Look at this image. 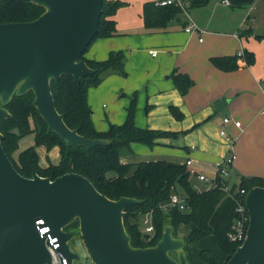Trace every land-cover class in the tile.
<instances>
[{
	"label": "crops",
	"instance_id": "obj_1",
	"mask_svg": "<svg viewBox=\"0 0 264 264\" xmlns=\"http://www.w3.org/2000/svg\"><path fill=\"white\" fill-rule=\"evenodd\" d=\"M121 1L125 5L113 17L117 35L97 39L84 55L86 59L103 61L111 51L122 50L126 57L125 77L108 74L87 92L95 128L106 131L110 124L124 123L131 97L137 93L136 125L177 135L162 138L152 147L134 143V157H124L123 161L166 160L186 165L191 159L192 164L186 165L188 170L212 177L215 163L230 150V144L220 134L226 130L237 155L231 180L234 175L238 183L241 177H264V51L258 50L264 36L254 32L252 22L256 12L244 13L239 20L234 11L227 9L232 8L230 4L221 0L197 7L191 15L190 10L186 11L181 16L185 27L174 21L166 30H149L144 26L143 6L158 0ZM258 4L257 0L253 10L261 9ZM223 5L226 13L220 12ZM190 25L194 29L187 32ZM248 28L251 34L243 35ZM150 50H157V55H151ZM245 50L255 55L251 66L238 56ZM225 56L238 57L239 67L223 71L211 62L214 57ZM174 73L187 74L193 79L194 84L185 95L176 88ZM219 101L225 102L222 111L217 109ZM225 117L240 121L242 126L225 125ZM33 144L34 138L26 143V148ZM38 152L43 167L60 160L58 147L48 151L41 146ZM190 176L198 179L196 175ZM193 186L200 191L207 189L205 183L202 189ZM189 226V231L183 232L185 225H181L178 233L189 234L194 228L192 224ZM192 246L193 260L201 264L200 251L194 253Z\"/></svg>",
	"mask_w": 264,
	"mask_h": 264
},
{
	"label": "water",
	"instance_id": "obj_2",
	"mask_svg": "<svg viewBox=\"0 0 264 264\" xmlns=\"http://www.w3.org/2000/svg\"><path fill=\"white\" fill-rule=\"evenodd\" d=\"M45 12L30 22L0 24V120L11 118L6 106L13 97L32 91L33 104L48 126L68 145L86 148L111 144L86 138L71 129L56 108L51 82L72 75L77 83L92 75L82 56L95 38L103 0H30ZM224 101L217 103V109ZM0 132V264H51L47 239L57 238L58 252L74 264L69 246L76 231L66 227L79 220L80 235L97 264H190L184 237L167 224L155 246L131 243L123 221L127 207L143 201L132 197L111 200L78 173L51 180L34 172L22 176L6 154ZM249 226L246 239L226 264H264V187L246 197ZM42 220L43 223H37ZM44 227L49 232L40 234ZM175 254L176 256L172 255Z\"/></svg>",
	"mask_w": 264,
	"mask_h": 264
},
{
	"label": "trees",
	"instance_id": "obj_3",
	"mask_svg": "<svg viewBox=\"0 0 264 264\" xmlns=\"http://www.w3.org/2000/svg\"><path fill=\"white\" fill-rule=\"evenodd\" d=\"M158 1H148L143 6L144 26L149 30H166L174 21L185 27L181 16L188 10L207 6L211 0H179L178 3L161 5ZM257 0H229L232 8L245 7ZM125 5L121 0H103V12L97 34L90 46L99 38L117 35L114 15ZM45 9L30 0H0V24L30 22L39 18ZM251 29L243 35H250ZM84 53V55L86 54ZM87 65L95 72L83 77L77 83L72 75H63L51 82L56 108L65 123L76 129L79 134L91 139H108L112 143L105 146L86 148L68 145L56 133H50L44 119L33 104L32 91L23 96H14L6 106L12 117L0 120V132L4 138L3 148L16 170L24 177L31 178L36 172L51 180L67 173H78L88 178L96 189L111 200L132 197L143 202L127 207L123 221L134 247L155 246L161 239L165 225L175 227V233L181 225L192 224L194 228L185 237L186 251L190 264H196L189 246L209 235L221 251V256L209 249H202L199 258L204 264H226L235 253L239 244L229 239V233L236 217V201L220 188H195L190 181V173L185 164L166 160L123 161L124 157H134L132 144L141 143L154 146L162 138H174L177 133L140 128L135 123L137 93L131 97L127 117L120 125L110 124L108 130L98 131L92 121V110L87 101L89 88L98 86L108 74L126 76L125 53L122 50L111 51L103 61L86 59ZM243 61L247 66L255 63V55L244 51ZM238 57H214L211 62L223 71H232L239 67ZM173 79L178 91L185 95L193 86V79L187 74L174 73ZM149 107H147L148 111ZM173 112L176 111L173 109ZM34 134V144L20 149V141ZM44 146L48 151L59 148L60 160L57 164L40 165L38 148ZM17 155V159L14 158ZM220 182V179H218ZM254 187H264V177H241L234 188L249 192ZM180 193L186 197L187 211L167 207L171 195ZM151 214L155 232L149 237L142 231V220ZM79 220L67 227V231L76 230L79 234ZM81 237V235L79 234ZM97 264V263H96Z\"/></svg>",
	"mask_w": 264,
	"mask_h": 264
},
{
	"label": "built area",
	"instance_id": "obj_4",
	"mask_svg": "<svg viewBox=\"0 0 264 264\" xmlns=\"http://www.w3.org/2000/svg\"><path fill=\"white\" fill-rule=\"evenodd\" d=\"M227 4H230L228 0L225 1ZM171 3H178L181 6L183 4L179 0H162L160 2L161 5H166V4H171ZM193 25H190L189 27L186 28L187 32H192L193 31ZM149 53L153 56H156L158 51L157 50H150ZM239 57L244 56V51H240L238 53ZM223 122L225 125H230L234 124L236 127H241L242 124L240 121L233 119L231 117H225L223 119ZM220 134L225 137V139L228 141L230 144V150L229 153H227L220 161L215 163L214 169H215V174L212 177L202 175V174H197L195 170L189 169V173L196 175L198 179L202 182H204L207 185V189H212V188H220L223 190L227 196L232 197L236 201V217L232 226V230L229 233V239L240 245L244 242L246 239L247 235V230L249 226V212L246 206V197L248 192L245 189H239V188H234L237 183H233L231 180V172H232V166L233 163L237 157L236 153L233 150V139L232 137L227 133L226 130H221ZM192 164V160L188 159L186 161V165L190 166ZM220 179V182L218 181ZM167 207L170 208H178L181 211H187L188 207L186 205V197L180 193H174L171 195L170 202L167 204ZM43 223L42 220H39L37 222ZM142 231L147 234L149 237H152L155 228L154 224L152 222V216L151 214H146L143 217L142 220ZM49 232L48 227H44L40 230L41 236L44 235V233ZM50 242V246H48V249L52 255V263L51 264H68L67 259L61 256V254L57 251L59 248V244L57 241V238H51L48 236L47 238Z\"/></svg>",
	"mask_w": 264,
	"mask_h": 264
},
{
	"label": "rangeland",
	"instance_id": "obj_5",
	"mask_svg": "<svg viewBox=\"0 0 264 264\" xmlns=\"http://www.w3.org/2000/svg\"><path fill=\"white\" fill-rule=\"evenodd\" d=\"M216 1H221V0H211L210 3L211 4H214ZM258 3H259L258 5H260V7H261V9L259 11L258 10H253L254 7H252V6L254 4H252L250 6L238 7V8H230L229 7L227 9H229L230 11H234L238 15V19L239 20H241L243 18L242 16L244 15V13H246V14H249L250 13L251 14L253 12H256V14L254 15L255 16V19L252 22L253 29H254V32L256 34L260 33V34H262V37H263L264 36V0H258ZM219 5H221V4H219ZM207 6H204V7H207ZM196 9H199V8H193L192 10L190 9V15H191L192 11L193 10H196ZM219 9H220V12L226 13V10L224 8V5L223 6H220ZM208 17H209V15L206 14V18H208ZM258 50L259 51H264V39H262V43H261L260 47L258 48ZM161 131H164V130H161ZM33 138L34 137H33L32 134L29 135V136H27V137H25V138H23L21 140V142H20V149H22L23 147L26 148V146H27L26 143L29 140L32 141ZM161 148H163V146H161ZM39 151L40 152L42 151L41 148H40ZM17 155L18 154H14V158L15 159H17ZM136 160H139V159H136ZM190 181L192 182L193 185L197 186L200 189H202L204 187V183L201 182V181H199L195 176H192L191 179H190ZM232 182H237V184H238V180L235 178V175L232 177ZM190 228L191 227L189 225H185V227L182 229V231L183 232L189 231ZM73 231H76V230H73ZM79 234H80V230H79ZM79 234L76 231V234H75L74 238L71 241H69L70 248L73 251L77 252V254L79 255V259L78 260H75L74 264H96V262L90 256V254H89V252H88V250H87V248L85 246V243H84L82 237L79 236ZM180 234L178 233V231L176 233L174 231V235L175 236H180V237H184V238L186 236H188V233H186L185 236H183L185 233H180ZM189 248H190V246H189ZM208 248L210 250H212L213 252L217 253V254H220L221 253L220 249L215 244L212 235H209V236H207V237H205V238L197 241L196 243H193L192 251L194 253H196V252H198V251H200L202 249H208ZM190 252H191V249H190ZM186 253H187V251H186ZM172 255L176 256L175 254H172ZM187 257H188V255H187ZM200 263L201 264H204L202 261H200Z\"/></svg>",
	"mask_w": 264,
	"mask_h": 264
}]
</instances>
